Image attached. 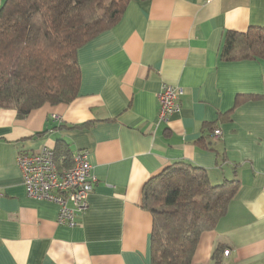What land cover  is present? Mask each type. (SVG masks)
<instances>
[{"label": "crops", "instance_id": "1", "mask_svg": "<svg viewBox=\"0 0 264 264\" xmlns=\"http://www.w3.org/2000/svg\"><path fill=\"white\" fill-rule=\"evenodd\" d=\"M250 26L264 27V0H130L78 48L71 102L24 116L0 107V264H152L144 189L176 161L238 183L192 263L214 264L223 248L221 264H264V60L221 58L225 33ZM163 83L182 90L167 120ZM244 94L254 96L235 105ZM43 147L63 166V150L87 153L95 182L73 227L57 223L56 203L26 194L17 157Z\"/></svg>", "mask_w": 264, "mask_h": 264}, {"label": "trees", "instance_id": "2", "mask_svg": "<svg viewBox=\"0 0 264 264\" xmlns=\"http://www.w3.org/2000/svg\"><path fill=\"white\" fill-rule=\"evenodd\" d=\"M129 1L3 0L0 107L24 116L45 103L71 102L80 83L78 48L114 26ZM221 58L264 60V27L227 31ZM241 96L254 95H238L235 105ZM209 127L211 137L214 128ZM60 155L72 163L66 151ZM237 188L236 180L212 184L203 167L185 161H176L151 177L143 204L152 214V264H193L201 233L214 228ZM222 254L223 248L215 250L214 264H221Z\"/></svg>", "mask_w": 264, "mask_h": 264}, {"label": "built area", "instance_id": "3", "mask_svg": "<svg viewBox=\"0 0 264 264\" xmlns=\"http://www.w3.org/2000/svg\"><path fill=\"white\" fill-rule=\"evenodd\" d=\"M181 93L179 87L167 83L161 85L157 93L160 120L169 119L178 110ZM219 135L220 129L214 128L211 137ZM17 163L22 171L26 194L56 203L59 206L57 223L75 226L77 217L88 208L87 198L95 182L87 153L77 151L73 154L71 165L63 166L54 150L43 147L36 152L19 155Z\"/></svg>", "mask_w": 264, "mask_h": 264}]
</instances>
